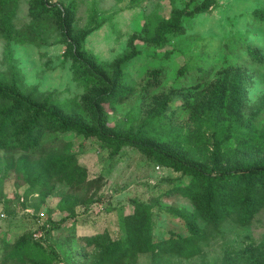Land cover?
<instances>
[{
	"label": "rangeland",
	"instance_id": "rangeland-1",
	"mask_svg": "<svg viewBox=\"0 0 264 264\" xmlns=\"http://www.w3.org/2000/svg\"><path fill=\"white\" fill-rule=\"evenodd\" d=\"M189 1L50 0L52 10L44 14L40 0H0V83L30 100L52 103L64 116L89 121L83 105L93 86L83 82L76 58L91 60L107 73L120 66L122 88L129 94L122 102L105 104V127L141 133L146 139L200 154L184 139L197 134L208 140V153L219 144L212 145V125L191 122V110L184 102L198 100L201 88L224 67L239 68L244 73L240 120L252 124L254 150L237 151L238 159L264 158V20H254L253 14L264 13V0H191L189 9L198 5L200 10L183 19V34L170 36L161 49L144 43L146 34ZM64 8L70 11L69 29H62L59 22ZM4 19L9 21L5 24ZM76 39L79 49L72 48L77 55L73 56L70 44ZM245 45L262 61L251 60ZM157 69L161 76L154 89L151 77ZM164 100V118L156 125L150 116ZM51 137L43 138L46 144L35 155L0 150V264H100V251L87 239L100 235L104 244L123 243L124 221L132 215L133 201L150 207L154 241L188 237L181 217L191 216L194 228L207 234L208 245L190 259L145 253L123 264H222L225 256L264 242V209L248 224L229 220L213 227L183 196L187 176L149 161L131 147L114 153L94 137ZM220 153L223 164L233 160L226 154L235 156ZM64 155L76 157L85 169L83 188L71 189L51 174L44 184L33 183L49 159ZM71 202L75 204L69 206ZM67 213L73 218L60 222ZM17 240L40 243L41 247L32 244V249L51 261L31 257L5 261L2 243Z\"/></svg>",
	"mask_w": 264,
	"mask_h": 264
},
{
	"label": "trees",
	"instance_id": "trees-1",
	"mask_svg": "<svg viewBox=\"0 0 264 264\" xmlns=\"http://www.w3.org/2000/svg\"><path fill=\"white\" fill-rule=\"evenodd\" d=\"M190 1L184 8L174 9L170 17L162 20L152 34H146L142 39L144 43L161 49L170 41V36L183 34V19L193 17L200 10L198 5L189 9ZM40 4L42 13L51 12L50 0H40ZM64 10L66 13L63 18L59 12V22L62 29H69L70 11L65 8ZM253 14L254 20H264V13L261 11H255ZM6 22L4 19L5 24ZM73 47L78 51L77 39L70 44V51ZM245 50L251 60L262 61L260 54L250 46L245 45ZM71 54L77 56L72 51ZM76 59L81 65L83 82L93 86L89 99L83 105L84 110L88 112L89 121L77 115L64 116L52 103L30 100L23 97L16 88H8L0 83V150H17L35 155L42 148V144H46L43 143L45 136H52L51 139L66 138L70 134L84 138L94 137L104 146L113 149L114 153L122 147H131L149 161L187 176L189 182L181 188L183 196L196 205L199 216L213 227L229 220L248 224L264 209V158L238 159L240 153L237 151L254 150L250 139L252 124L240 120L244 80L241 69L224 67L217 73V78L201 88L198 100L192 103L184 102V106L191 110V122L197 126L203 123L212 125V145L215 142L219 144L214 145L213 150L208 153L207 145L211 143L208 140L197 134L185 138L183 142H192L198 148L199 154L186 147L165 145L146 139L141 133L108 130L105 127V104L122 102L129 94L122 88L120 66H116L112 73H107L91 60L88 62ZM160 74V69L152 73L154 89L158 86ZM166 105L165 100L159 103L157 111L150 116V121L156 125L162 123ZM220 135L224 136L221 143L218 141ZM220 152L233 153L235 156L226 154L225 157H231L233 160L223 164L220 163L223 156ZM50 174L60 177L74 190H79L85 185L86 171L77 164L76 157L72 155L49 159L42 175L33 183L44 184ZM132 203V215L124 221L126 238L123 243L109 241L104 244L100 235L87 239L90 245L100 251V264H123L145 253L154 257L165 254L169 257L190 259L200 254L203 247L208 245L207 234L194 228L191 216L181 217L189 233L188 237L154 241L151 237L150 207L138 201ZM74 204L68 203L69 206ZM73 216V213H67L60 222ZM32 244L41 247L40 243L34 241H31V244L25 243V240H17L13 244L4 241L2 253L5 261H23L24 258L31 257L49 263L50 257L39 255L32 249ZM222 264H264V242L247 247L239 255L225 256Z\"/></svg>",
	"mask_w": 264,
	"mask_h": 264
}]
</instances>
